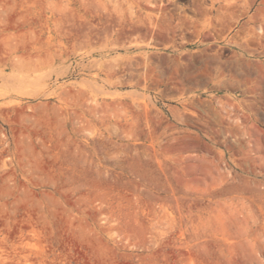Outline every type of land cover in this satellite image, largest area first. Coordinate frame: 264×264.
I'll return each instance as SVG.
<instances>
[{"label":"rangeland","instance_id":"1","mask_svg":"<svg viewBox=\"0 0 264 264\" xmlns=\"http://www.w3.org/2000/svg\"><path fill=\"white\" fill-rule=\"evenodd\" d=\"M0 264H264V0H0Z\"/></svg>","mask_w":264,"mask_h":264}]
</instances>
